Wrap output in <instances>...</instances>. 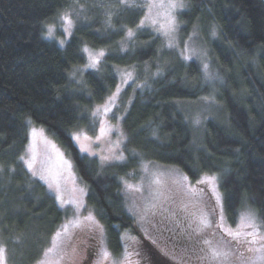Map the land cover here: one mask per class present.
Returning a JSON list of instances; mask_svg holds the SVG:
<instances>
[{
    "label": "trees",
    "instance_id": "16d2710c",
    "mask_svg": "<svg viewBox=\"0 0 264 264\" xmlns=\"http://www.w3.org/2000/svg\"><path fill=\"white\" fill-rule=\"evenodd\" d=\"M183 1L182 41L200 34L209 78L198 63L164 49L153 31L139 29L142 8L119 0H0V242L10 264H37L70 215L21 159L30 121L67 152L116 255L134 228L123 182L142 162L178 168L191 182L219 176L227 219L234 222L246 205L264 228V0ZM70 8L82 13L60 47L45 38L46 25ZM85 47L104 51L100 69L72 79L86 64ZM125 68L137 72L123 122L128 160L102 166L80 152L73 133L97 131L92 114ZM207 98L222 116L195 130L185 106Z\"/></svg>",
    "mask_w": 264,
    "mask_h": 264
},
{
    "label": "rangeland",
    "instance_id": "374dc122",
    "mask_svg": "<svg viewBox=\"0 0 264 264\" xmlns=\"http://www.w3.org/2000/svg\"><path fill=\"white\" fill-rule=\"evenodd\" d=\"M164 2L167 3V0H164ZM129 3L131 6L142 8L145 16H149L144 26L139 27V29L153 31L155 35L159 36L164 49L174 51L183 60L198 63L205 72L206 77L209 78L207 75L210 65V52L200 34L194 32L187 40L182 41L177 15L184 8L177 10L175 13L178 25L176 31L171 36H166L160 28V25L166 22L165 8L154 7L149 13L147 7L149 0H129ZM78 6L80 5L78 4ZM111 9L115 8L112 7ZM65 12H68L73 20V27L70 30L72 33L75 27V18H78V14L81 15L82 13L79 9L74 12L70 8L60 14L50 23L55 26L52 37L47 36L46 27L45 38L51 42L55 41L60 47H64L72 35L64 31L65 22L59 18ZM152 20H156L157 23L152 24ZM170 40L174 47H168ZM124 44L127 47V41ZM87 48L92 54L99 53V51ZM84 49L86 64L83 68H77L72 72V79H78L82 72H95L100 69L103 56L99 58L96 67H88L90 64L89 52H85ZM205 65H207V68H205ZM74 73L75 75H73ZM126 73H131V78ZM115 75L118 84L109 97L116 94L119 87L120 91L116 95V99L112 102L109 101L108 97L102 105L94 110L96 115L92 114L93 121L98 124L97 131L94 134L83 130L73 133V139L80 152L90 158H97L102 166L126 164L128 160L127 137L123 122L129 109V103L132 101V93L129 92V89L137 84V72L135 69L125 68L117 70ZM216 92L215 89L214 95H216ZM105 107L110 109L106 113L104 111ZM185 107V113L193 120L195 130H199L210 118L222 116L218 104L209 98L191 102ZM98 108L99 111L97 112ZM101 127L105 129L103 136L100 132ZM33 128L37 130L35 138L32 136ZM83 134H86L91 140H84ZM76 135H80L79 141L75 139ZM97 136H101V138L97 140ZM46 141L54 143L63 153L64 158L71 162L70 169L60 164L51 144L46 143ZM33 146L36 156L34 169L39 173L42 170L51 168L53 174H56L55 179L59 182L61 191L57 193L54 187L50 189L45 180H41L38 175H33L31 170L30 172L48 187L61 206V199H58V196L62 197L65 201L62 207L70 211L69 219L65 224L68 226L67 232H64L63 228L61 229L60 237H55L51 242L49 248L52 251L49 252L48 248L37 264H101L102 248H107L111 253L110 258L103 260L102 264H146V262L148 264H264V261L258 259L264 256V251L258 252L255 250L260 248V244H248L243 240L237 243L228 235L227 230L229 228L237 229V226L242 222V218L249 214L255 217V222L258 225H260V220L255 211H252L246 205L242 206L234 222L227 219L223 213V194L220 189L219 176L214 175L216 177V192L220 195L218 203L215 194L207 183H197L205 175L201 176L196 182H191L189 179L184 181L183 177L186 175L178 168L150 162H142L132 178L123 182L125 204L128 212L134 218V228L122 235L123 246L121 252L116 255L108 246L104 227L101 234L98 228L84 220V217L91 212L96 221L102 225L95 211L87 207L88 187L78 177L67 152L48 134L44 127L35 125L30 121L24 161L31 159ZM82 147H87L88 151H82ZM121 151H123L125 157L123 160H102L103 156L110 158L114 155L118 156ZM26 167L28 168L27 164ZM125 182L133 185V188L128 189ZM80 189L84 191L81 192ZM191 189H195V191H191ZM68 201H74L75 203H67ZM202 214L207 215L211 227L197 231V218ZM221 215L223 220H221ZM77 219L81 221L79 227L75 226ZM221 224L223 227H220ZM243 231L250 232L252 229L244 228ZM259 232L264 234L262 225ZM205 240L211 243L205 244ZM0 246H3L1 242ZM90 246L96 248L92 258L87 256ZM211 248H219L229 253L227 259L221 256L214 260ZM249 248L253 250L249 251ZM126 254L127 259H125ZM7 264H10L8 256Z\"/></svg>",
    "mask_w": 264,
    "mask_h": 264
},
{
    "label": "snow or ice",
    "instance_id": "6c2138e0",
    "mask_svg": "<svg viewBox=\"0 0 264 264\" xmlns=\"http://www.w3.org/2000/svg\"><path fill=\"white\" fill-rule=\"evenodd\" d=\"M119 2L121 4H124L125 6H131L129 3V0H119ZM148 11L149 13H151L152 8L154 7H160V8H165L166 11L164 13L165 16V23L160 25V28L164 31V34L166 36H171L172 33H174L176 31L177 28V19H176V12L179 9H183L186 7V5L184 4L183 0H167V3L164 2V0H149V4H148ZM61 20H63L64 23V31L66 33H68L69 35H71V28L73 27V20L70 18V14L68 12H65L62 16L59 17ZM149 19V16L146 15L144 20H141L140 25H138V27H143L145 24V21H147ZM110 20V17H109ZM152 24H156L157 21L156 20H152L151 21ZM47 27V36L48 37H52L53 36V32H54V25L49 24L46 25ZM135 35V32L132 29H128L127 30V36L129 38H132ZM61 43H63V41H61ZM168 47H174V44L172 43V41H169ZM85 52H89L88 48L85 47L84 49ZM183 54V53H182ZM104 55V51L100 50L99 53L97 54H92L91 52H89V59H90V64L88 65V67H96V65L99 63V58L102 57ZM185 58H189V57H185ZM205 68H207V65H205ZM75 75V73L73 74ZM126 75L131 78V73H126ZM120 89L119 87L117 88V93L113 94V96L109 97V101L114 102V100L116 99V95L119 93ZM110 109H108L107 107H105L104 111L105 113L107 111H109ZM99 111V108L97 109V112ZM93 115H96V112L93 113ZM42 131V130H41ZM101 132V136H103L105 129L103 127H101L100 129ZM37 135V130L35 128L32 129V136L35 138ZM101 136H97L96 139L99 140L101 138ZM83 138L84 140H91L90 137H88L86 134H83ZM76 140H80V135H76L75 136ZM46 143L51 144V147L53 149V151L56 153V156L60 162L61 165L67 166V168H71V162L66 160L63 156V153L60 152V150L57 148V146L52 143L51 141H46ZM82 151H88L87 147H82L81 149ZM33 154L30 160H26L25 163L27 164L29 170L32 171L33 175H38L39 178L41 180H45L48 183L49 188H55L56 192L59 193L61 191L60 188V184L59 182L55 179V175L53 174L51 168L49 169H45L40 171L39 173L34 169V164L36 162V156H35V152H34V146H33ZM91 154V153H90ZM51 159V157H49ZM22 160H24V157H21ZM109 159H115V160H123L125 159L124 155H123V151H121V153L117 156L114 155L113 157H108V156H103L102 160L104 161H108ZM184 181L188 180V177L185 176L183 177ZM126 183V187L128 189H132L133 185H129ZM198 184H205L207 183L213 193L216 196V200L219 203L220 201V195L218 192H216V177L213 176H208L205 175L203 178H201L200 180L197 181ZM138 190V189H137ZM81 192H83V189H80ZM191 191H195V189H191ZM58 199H61V203L62 206L65 203V201H63L62 197L58 196ZM67 203H75L74 201H68ZM77 207H79V205H77ZM154 207V205H153ZM84 220L87 222H90L91 224H93L96 228H98L101 232V234L103 233V226L99 224L98 221H96L95 216L92 215L91 212H89V214L84 217ZM198 220V227H197V231H202L203 229L209 228L211 227V223L210 221L207 219V215L206 214H202L200 217L197 218ZM221 220H223V216L221 215ZM81 224V221L79 219H77L75 221V226L79 227ZM220 227H223V225L221 224ZM67 225L63 226V231L67 232ZM244 228H251L252 231L250 232H245L243 231ZM260 229V225H258L255 222V217L251 214L245 216L242 218V222L240 225L237 226V229H231L229 228L228 231V235H230L234 240L237 241V243H240L242 240L245 243L248 244H260V248L255 249L256 251H264V234H261L259 232ZM56 237H60L61 232L57 231L56 232ZM250 238V239H249ZM155 243V241H153ZM205 244H210L211 242L208 240L204 241ZM211 254H212V258L218 259L221 256H223L225 259H227L229 253L224 252L223 250L219 249V248H211ZM249 251H252V248L248 249ZM48 251H52L51 248L48 249ZM101 256H102V261L103 260H108L111 256V253L108 251L107 248H102L101 249ZM125 259H127V254L125 255ZM258 259H260L261 261H264V256L259 257ZM101 261V264H102ZM0 264H7V249L3 246H0Z\"/></svg>",
    "mask_w": 264,
    "mask_h": 264
},
{
    "label": "flooded vegetation",
    "instance_id": "af4514ba",
    "mask_svg": "<svg viewBox=\"0 0 264 264\" xmlns=\"http://www.w3.org/2000/svg\"><path fill=\"white\" fill-rule=\"evenodd\" d=\"M95 250H96V248H95L94 246H90V247L88 248L87 256H88L89 258H92L93 255H94V253H95Z\"/></svg>",
    "mask_w": 264,
    "mask_h": 264
}]
</instances>
